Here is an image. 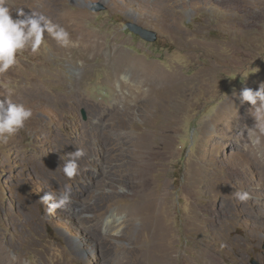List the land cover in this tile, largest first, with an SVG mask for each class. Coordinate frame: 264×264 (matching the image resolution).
Returning <instances> with one entry per match:
<instances>
[{
  "label": "rangeland",
  "instance_id": "obj_1",
  "mask_svg": "<svg viewBox=\"0 0 264 264\" xmlns=\"http://www.w3.org/2000/svg\"><path fill=\"white\" fill-rule=\"evenodd\" d=\"M18 259L264 264V0H0V264Z\"/></svg>",
  "mask_w": 264,
  "mask_h": 264
},
{
  "label": "bare ground",
  "instance_id": "obj_2",
  "mask_svg": "<svg viewBox=\"0 0 264 264\" xmlns=\"http://www.w3.org/2000/svg\"><path fill=\"white\" fill-rule=\"evenodd\" d=\"M4 8H5V10H7L9 7L8 6H6V5H4ZM65 30V29H64ZM60 37H61V35H60ZM79 38V37H78ZM76 40V39H75ZM79 40V42H78V44L77 43H75V44H77V46H76V48L77 49H79V52H82V51H84L85 49H87V44H86V40L87 39H84V38H79L78 39ZM77 41V40H76ZM62 43V42H61ZM59 44H60V42H59ZM65 44V43H64ZM84 45V46H83ZM69 46H71V45H69ZM86 46V47H85ZM63 47V46H62ZM73 47V46H72ZM59 48V47H58ZM66 48V47H65ZM69 48V47H68ZM75 48V47H74ZM69 49H71V48H69ZM60 50V49H59ZM74 51V50H73ZM149 201H143L142 203H140V204H138L137 205V207H135L134 209H133V207L130 209V211H129V213H130V215H131V218H133V217H136V216H138V215H140L142 212H146L147 214L149 213V211H145V209H148V206H149V203H148ZM148 203V204H147ZM145 209H144V208ZM146 214V215H147ZM151 222H152V226H153V237L155 238V239H158L159 240V242H157V246H156V249H157V252H158V258H160L159 260H163V263L166 261V260H168L170 257H171V253L170 252H167V250H164L163 249V247L161 246L162 245V243H161V241L163 242V240H164V234H162L163 232H162V230L160 229V227H159V218L158 217H155V218H152L151 220H150V224H149V227L151 226ZM113 233V232H112ZM117 233V232H116ZM151 236V237H152ZM166 247V246H165ZM148 253V252H147ZM155 258H157V257H155ZM162 260H161V262H162ZM21 260L20 259H18V260H16L15 261V263L14 264H21L22 262H20ZM160 262V263H161ZM24 264V263H23Z\"/></svg>",
  "mask_w": 264,
  "mask_h": 264
},
{
  "label": "water",
  "instance_id": "obj_3",
  "mask_svg": "<svg viewBox=\"0 0 264 264\" xmlns=\"http://www.w3.org/2000/svg\"><path fill=\"white\" fill-rule=\"evenodd\" d=\"M95 11H100L102 10V8H95ZM126 28L127 30L135 35L138 36L140 39L149 42V43H153L157 40V35L151 31L145 30L142 27L133 24V23H127L126 24ZM83 119L86 120V114L83 112Z\"/></svg>",
  "mask_w": 264,
  "mask_h": 264
}]
</instances>
